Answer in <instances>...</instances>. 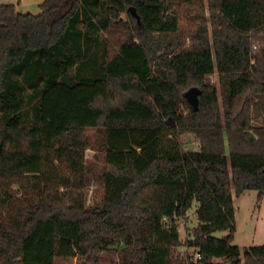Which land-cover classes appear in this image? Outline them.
Wrapping results in <instances>:
<instances>
[{"label":"trees","instance_id":"obj_1","mask_svg":"<svg viewBox=\"0 0 264 264\" xmlns=\"http://www.w3.org/2000/svg\"><path fill=\"white\" fill-rule=\"evenodd\" d=\"M88 129L104 135L91 206ZM188 132L197 151L178 141ZM0 143V264H99L111 249L122 264H264V244H232V194L264 193V0L0 4ZM54 160L67 173L60 195L41 186ZM193 201L198 257L172 261Z\"/></svg>","mask_w":264,"mask_h":264},{"label":"rangeland","instance_id":"obj_2","mask_svg":"<svg viewBox=\"0 0 264 264\" xmlns=\"http://www.w3.org/2000/svg\"><path fill=\"white\" fill-rule=\"evenodd\" d=\"M121 18L125 22L129 21L124 14ZM189 44V40L186 39L185 46ZM207 78L217 86V75L215 73ZM29 94L30 92L27 90L21 106L22 115L27 125L31 124L33 115L32 106L28 99ZM86 134L85 162L94 176H91V182L85 189V200L86 204L91 206L99 203L103 194V185L99 180V176L102 169L101 159L104 154V135L103 131L99 129H88ZM165 138L171 139L172 135L166 133ZM178 141L186 151L198 150V140L193 133L188 132L180 135ZM42 173V188L52 189V195H60L64 191L61 186V179L67 175L63 165L57 160L51 161L43 166ZM232 198L235 211V231L232 244L238 246L241 252L251 246L264 244V193L259 196L256 190H245L238 196L232 194ZM196 207L197 203L193 201L185 215L176 218L180 244L172 250V261L185 263L193 261L196 257L193 249L187 245L188 241L192 239L193 231L198 224ZM213 235L221 238L226 235V231H217ZM56 264H79V261L77 258H62L56 259ZM99 264H122L119 250L111 249L100 254Z\"/></svg>","mask_w":264,"mask_h":264},{"label":"crops","instance_id":"obj_3","mask_svg":"<svg viewBox=\"0 0 264 264\" xmlns=\"http://www.w3.org/2000/svg\"><path fill=\"white\" fill-rule=\"evenodd\" d=\"M43 0H0V4L14 5L18 12H39V5Z\"/></svg>","mask_w":264,"mask_h":264},{"label":"water","instance_id":"obj_4","mask_svg":"<svg viewBox=\"0 0 264 264\" xmlns=\"http://www.w3.org/2000/svg\"><path fill=\"white\" fill-rule=\"evenodd\" d=\"M129 11L133 17L136 18L137 23H139V16L135 10L134 7H130ZM200 94V90L197 87H192L188 89L185 93L184 96L187 99V101L190 103V105L193 107L194 110H197L198 108V95Z\"/></svg>","mask_w":264,"mask_h":264},{"label":"built area","instance_id":"obj_5","mask_svg":"<svg viewBox=\"0 0 264 264\" xmlns=\"http://www.w3.org/2000/svg\"><path fill=\"white\" fill-rule=\"evenodd\" d=\"M196 257H198V255L196 254Z\"/></svg>","mask_w":264,"mask_h":264}]
</instances>
